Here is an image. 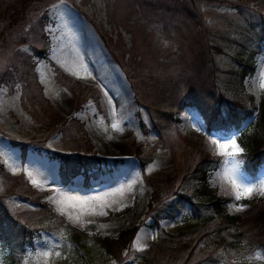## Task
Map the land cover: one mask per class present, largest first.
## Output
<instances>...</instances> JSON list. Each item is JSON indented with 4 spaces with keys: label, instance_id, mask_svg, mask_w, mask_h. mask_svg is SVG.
<instances>
[{
    "label": "rangeland",
    "instance_id": "obj_1",
    "mask_svg": "<svg viewBox=\"0 0 264 264\" xmlns=\"http://www.w3.org/2000/svg\"><path fill=\"white\" fill-rule=\"evenodd\" d=\"M162 1L175 4L178 13L158 8L161 0H27L25 5L22 0H0V77L6 70L13 71L9 64L20 59L17 54L32 64L25 90L21 79L0 81V165L4 170L0 172V197L13 219L35 229L30 242L24 241L14 251L13 264H183L190 247L192 253L184 264H193L204 250L199 238L204 229L195 222L191 202H185L177 216L161 217L157 227L146 217V210L154 185L164 201L181 192L178 179L191 163L195 146L220 156L207 179L216 194L235 198L236 189L227 176L256 188L251 196L241 197L245 201L226 204L227 211L238 216L244 236L252 233L251 224L264 211V194L259 189L264 181V161L255 167L247 164L243 143L264 136L255 119L257 107L240 118L238 125L224 127L216 123L208 127L190 102L173 113L175 126L158 130L153 120L168 117L163 110L168 96L161 90L178 75L182 80L171 91L176 100L185 93L191 79L186 76L190 72L186 66L196 50L203 52L208 65L218 68V76L211 74L220 85L218 91L223 89L229 98H237L241 92L245 103L249 94L256 105L264 99V39L253 55V69L247 70L239 83L234 82L235 87L232 83L221 86L219 80L235 66L236 44L229 43V48L217 52L207 48V44L222 42L224 35L239 38L249 22H263L264 0ZM183 3L187 11L178 7ZM234 4L240 5L239 11ZM14 15L16 20L7 24L8 16ZM84 22L93 30L91 23L95 24L102 45L84 34ZM40 31L47 37L44 57L36 53L42 45ZM240 37L243 41L244 36ZM56 67L72 81L61 75L57 80ZM82 85L91 91L77 104L82 98L76 93ZM118 87L124 91L121 98ZM23 101L37 116L26 111ZM228 104V100L218 104L222 117ZM64 117L68 118L66 126L60 125ZM113 124L120 130L113 129ZM214 140L235 141L241 151L234 157L223 155ZM137 149L150 151L151 159L143 167ZM56 154L93 161H84L86 168L78 165L63 175ZM40 169L43 174L38 175ZM19 175L22 179L10 178ZM35 196L62 219L39 221L35 213L38 205L32 201ZM64 223L87 236L82 246L70 239V229ZM131 226L136 229L129 248L118 258L91 238L114 237ZM157 236L162 239L158 244ZM8 249L0 241V264L12 263ZM229 255L210 264H264L261 249Z\"/></svg>",
    "mask_w": 264,
    "mask_h": 264
},
{
    "label": "trees",
    "instance_id": "obj_2",
    "mask_svg": "<svg viewBox=\"0 0 264 264\" xmlns=\"http://www.w3.org/2000/svg\"><path fill=\"white\" fill-rule=\"evenodd\" d=\"M22 1L24 5L27 3V0ZM170 4L172 3H164L161 0L158 8H160V6H164L166 10H173L172 12L177 14L179 9L175 7V4ZM184 5L185 4L183 3L182 5H178V7L180 6L183 11H187ZM233 8H236L237 11H239L240 5L234 4ZM15 20V15L11 17L8 16L7 24H11ZM249 23L250 26L244 30L243 34H240L243 29L239 30L237 33L238 35L240 34V36H244L243 41L245 43L247 42L245 46L244 42L241 41L240 36H238L239 38H230L228 35L221 37L222 42L212 45L207 44V48L211 46L213 51L216 52L223 50V47L229 48V43L236 44L232 56V59L235 61V66L233 69L230 68L226 70L224 79L219 80V82H221V86L232 83L235 87V83H239L241 77L246 73V71L252 70L254 67L252 58L255 52L258 50V42L264 39V21H252ZM91 24L98 35L102 37L95 24ZM39 34L41 36L42 45L36 48V53L39 55V57H44L46 55L47 37L41 31ZM192 36L189 37L190 40ZM193 38L195 37L193 36ZM17 56L20 57V59L16 58V61L9 64V70L12 68L13 71L11 72L6 70L0 77V81L5 82L11 78L21 79L23 82V88L25 90L27 85H29L28 82H30V74H32V72L29 70V68L32 67V64L30 65L29 62L26 61L24 57H22L23 55L17 54L15 57ZM121 67L123 68L122 64ZM188 67L190 68V72L186 76H189L191 79L186 82V91L182 96H180V99L176 100L173 95V91H171V89H174L181 82L182 79H180V75H178V78L170 81L171 83L166 87L165 90H161V94L166 93V97L168 96L165 105H163V110L167 113L168 117H164L162 120L158 121L155 119L153 120V123L158 130L163 129L164 126H175L177 124V118L172 117L173 113L181 108V106L185 105V103L189 102L196 105L202 114L205 124L210 128L212 127V124L215 123L217 127H224L228 123L238 125L240 118L252 114L254 109L257 107V112L255 113L256 123L264 129V99L256 105L252 99V96L249 94H244L247 96V103H245L241 99V92V97L237 96V98H229L223 89L221 92L218 91V86L220 85L215 79L211 77V74L218 76L216 73L218 68L216 69L215 66L208 65V62L204 58L203 52H201V50L195 51L191 63H187L186 68ZM58 75L66 77V75L61 72L58 67H56L57 80H59ZM128 77L130 78V75H128ZM66 79L72 81L68 77H66ZM33 81L34 80H32V82ZM36 85L41 90L40 85L38 83ZM132 89L135 91L137 88L132 87ZM237 90L240 89L237 88ZM90 91L91 89L88 86H79V90L76 94L80 93L79 96L82 99L79 100L77 104H79L80 101H82ZM74 92H76V90H74ZM156 93L159 95L158 92ZM23 96H26V98L29 97V95ZM44 100H46V98H44ZM225 100H228L230 104L227 106L226 114L222 117L218 104L219 102ZM22 105L25 108L24 101L22 102ZM25 109L33 118L37 116L34 108H30L29 110L27 108ZM43 114L46 115V112ZM72 121L76 122L74 119H72ZM67 122L68 118L64 117L62 118L60 125L66 126ZM76 126L80 127V124L78 125L77 123ZM63 141L67 142L66 140ZM243 144L246 149L244 158L247 164H251L252 167H255V165H257L259 162L264 161V136L263 138L250 137V139ZM56 156L60 159V165L62 167V169H60V173L63 175H65L66 170H73L74 168L78 167V165L80 167L82 166V168H86L87 166L85 165L84 161H91L89 163H92L93 161L91 158L82 160V158L79 156L74 157L63 154H56ZM136 156L139 158L140 166L142 167L148 160L151 159L150 151H141L137 149ZM95 159L96 162L99 160L98 158ZM219 160V155L211 154L201 146H195L193 149L191 163L185 166L183 173L178 179L177 185L181 192L176 193L175 198L164 201V199L160 198L159 196V189L154 185L147 204L146 217H149L152 221V225L157 227V222L161 217H175L182 211L185 202H191L193 209L192 213L193 217H195V222L199 227H203L204 229L199 237L203 240L201 243V248L204 250L203 252L199 251L202 253V256L193 262V264H210L213 261L219 262L220 259H223L226 256L229 257V254L231 253H236L238 255L239 251L244 252L247 251L248 248H250L251 251L254 249H261L264 252V211H261L258 216H256V219L251 224V227L253 228H251L252 233L246 237L244 236L243 228L237 224L238 216L236 214L229 213L226 206L228 201H245V198L237 200L232 196L216 194L214 188L208 184L207 179L209 171L217 165ZM0 172H4L1 165ZM18 177L22 179L21 175L10 176V178L13 180H16ZM24 185H26V188H29L26 182H24ZM31 193H33V189L29 190V194ZM41 194L43 193H38V196ZM32 201L38 205L35 213L38 215L39 221H52L60 218L62 219V217L54 213L50 205L45 200H41L35 196L32 198ZM62 225L70 229V239H72L76 244L82 246V242L87 236L84 233L76 230L74 227L69 226L67 223ZM135 229V226H131L129 228L119 230L114 237L94 235L91 236V238L97 241V243L108 254H110V256L118 258L123 249L129 248V241L133 236ZM254 230L257 231V233H255ZM33 231H35V229H29L25 227L24 224H19L15 219L12 218L11 214L3 203V198L0 197V241L5 243L9 248L7 257L12 260V263L10 264L14 263V251L16 249H20L24 241L30 242L31 233ZM166 234L168 236L172 235L168 232H165V235ZM158 238L159 239L156 244L162 241L160 237ZM195 245L196 244H192V247H195ZM191 249L192 248L190 247L189 251L187 250V255L185 256L183 264L188 262L190 254L192 253Z\"/></svg>",
    "mask_w": 264,
    "mask_h": 264
},
{
    "label": "snow or ice",
    "instance_id": "obj_3",
    "mask_svg": "<svg viewBox=\"0 0 264 264\" xmlns=\"http://www.w3.org/2000/svg\"><path fill=\"white\" fill-rule=\"evenodd\" d=\"M264 86V85H262ZM113 129L119 131V125L118 124H113L112 125ZM212 143L217 145V148L222 152L223 155L229 156V157H234L239 151H241L238 146L236 145L235 141H230L228 143H219L217 141H212ZM227 178L230 180V182L232 183L233 187L236 189V194H235V198L237 200H240L242 196H251L255 191L256 188L254 186H250V185H245V184H241V183H237V181L232 178L231 176H227ZM33 184H36L37 182L35 180L32 181ZM259 189L261 194H264V181L260 182L259 185ZM74 199V198H72ZM80 203H84L83 201H81ZM79 216L75 217L76 221H79ZM47 255V253L45 254ZM260 255L257 254L256 259H260Z\"/></svg>",
    "mask_w": 264,
    "mask_h": 264
},
{
    "label": "bare ground",
    "instance_id": "obj_4",
    "mask_svg": "<svg viewBox=\"0 0 264 264\" xmlns=\"http://www.w3.org/2000/svg\"><path fill=\"white\" fill-rule=\"evenodd\" d=\"M60 3L64 4L63 6H65V5H66V7L69 6V4L66 3V2H60ZM84 23H85V24H84L85 27L83 28L84 31H85L84 34H86V32H87V35H89V36H87L88 38L90 37L95 43L100 44V40H99L98 36L96 35V33L94 32L93 28H92L88 23H86V22H84ZM100 45H102V44H100ZM118 88H119V87H118ZM119 90H120V92H121V94H120V98H121V97H123V95H124V91H123L122 88H119ZM43 169H44V168H43ZM42 171H43L42 169L38 170V171H37V174H38V175L43 174Z\"/></svg>",
    "mask_w": 264,
    "mask_h": 264
}]
</instances>
